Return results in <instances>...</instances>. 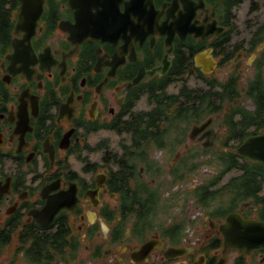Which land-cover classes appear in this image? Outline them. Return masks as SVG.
Masks as SVG:
<instances>
[{
    "label": "flooded vegetation",
    "instance_id": "1",
    "mask_svg": "<svg viewBox=\"0 0 264 264\" xmlns=\"http://www.w3.org/2000/svg\"><path fill=\"white\" fill-rule=\"evenodd\" d=\"M245 2L261 7L0 0V264H264V244L225 248L220 231L232 212L264 221V162L238 152L255 137L250 150L264 152V25L236 24ZM199 54L215 62L210 72ZM157 106L162 118L151 121ZM217 146L228 153L216 185L176 184L193 172L173 181L182 157H209ZM155 149L179 155L165 167ZM135 157L145 160L136 175L149 201L124 214L132 204L115 192L134 180H119V163ZM178 194L186 206L173 215L168 200Z\"/></svg>",
    "mask_w": 264,
    "mask_h": 264
},
{
    "label": "trees",
    "instance_id": "2",
    "mask_svg": "<svg viewBox=\"0 0 264 264\" xmlns=\"http://www.w3.org/2000/svg\"><path fill=\"white\" fill-rule=\"evenodd\" d=\"M260 25H264V22H262ZM158 106L156 107V109H153L150 113V120L153 121L155 117H159L161 116L162 118V114L158 111ZM206 108V107H205ZM205 108H203L201 105L198 107L197 111L199 113V115H204L206 113ZM194 112L196 110H193ZM168 115V119H169V115H171L169 120H174V116H175V110L172 109L171 112H167ZM142 116V115H139ZM193 114L192 112L189 113L188 117H192ZM203 147H192L189 148V151L193 152H200L202 151ZM206 150V149H205ZM209 151V150H206ZM212 152V154L215 156V161L214 162H208L207 164H212L214 166H216L217 170L215 172V174L213 175H208L207 177H204L206 180H202V182L200 183V186L202 187H208V186H214L217 184L218 180L221 179V176L223 175V173L226 171L227 165H226V157H223L225 154H227L228 152H225L223 146H217L214 149L210 150ZM230 156H231V162L233 164L234 167L239 168L240 166V159L238 157H236V154L229 152ZM199 157H182L179 160V163L181 162L182 164V172L180 174H178L174 180H176L177 178L179 180H182L185 178L186 173L187 172H193V173H197L198 172V168L200 166V164L202 163V161L200 162H196V160ZM156 162H158L156 160ZM119 164H125V169H123L122 167L119 168L118 170V175H119V180H124V182L126 181L125 179L129 180V177L132 176V179L134 180V183L132 184L133 186H129L128 182L126 183V190L124 191V193L122 192H117L116 188H114V191H116L115 193L118 194V198L119 201L123 202V203H129L132 204L130 206H126L124 207L121 211L125 213V211H131L130 208H132L133 210L139 212L141 210H143L144 208V203L148 202V197L147 194H144L142 191L139 190L138 186L139 183L141 182V179L138 178V176L136 175V171L137 168L140 164H145V160L144 157H135L131 160H126L124 162H120ZM171 170H175V168L171 169ZM123 174V177L121 178ZM123 184V183H122ZM173 184V183H172ZM198 191V189H190L188 190V192L190 193H196ZM212 193H217V190H212ZM160 195H157V199L155 200L156 202H158ZM153 197V196H152ZM176 196H173V198H175ZM152 200V199H151ZM171 202V201H170ZM175 203L180 206L181 211L183 212L185 210V206L186 203L181 205V202H176ZM157 204V203H156ZM156 205H153V203L150 204V208H154ZM156 209H159V205L156 207ZM186 217H182V227H185L186 224Z\"/></svg>",
    "mask_w": 264,
    "mask_h": 264
},
{
    "label": "water",
    "instance_id": "3",
    "mask_svg": "<svg viewBox=\"0 0 264 264\" xmlns=\"http://www.w3.org/2000/svg\"><path fill=\"white\" fill-rule=\"evenodd\" d=\"M263 44H260L258 49H260ZM254 57V54L250 57V60ZM196 64L201 65V68L204 72H210L214 66L215 62L212 59H209L205 54L196 55ZM156 72H162L160 67L153 68L149 71L150 75H153ZM138 77L136 81L139 79ZM206 121H203L201 124L194 125L191 129L190 135L194 136L198 133L204 126ZM258 137L252 138L244 142L238 147V152L244 154L249 160L252 161H261L264 162V157L259 150L251 149L254 148L252 145L255 143ZM208 148H212V145H205ZM187 146H182L180 151H184ZM249 149V150H248ZM179 153L176 154L174 159H177ZM86 198L93 200L95 195L90 193L85 194ZM220 231L224 236V245L227 247H236L240 251L249 252L252 248L264 244V221L256 219H248L242 217L236 212H232L227 215L225 221L220 224ZM147 248L151 246V241L145 244ZM185 252V248H179L178 254Z\"/></svg>",
    "mask_w": 264,
    "mask_h": 264
},
{
    "label": "rangeland",
    "instance_id": "4",
    "mask_svg": "<svg viewBox=\"0 0 264 264\" xmlns=\"http://www.w3.org/2000/svg\"><path fill=\"white\" fill-rule=\"evenodd\" d=\"M259 4L261 5L260 9H258L255 12H252V10L249 11L250 3L245 2V4L240 7L237 18H236V24L242 25V24H247V25H260L262 22H264V0H259ZM172 89V88H169ZM179 146H175V149H178ZM156 151H153L154 159L157 160L159 163H162L165 167L168 166L169 163L175 162V159L173 160V157L168 154L165 157H162L161 152L158 149H155ZM174 151H172L173 153ZM198 172L196 173L197 176L195 177L194 180H189L186 182H179L176 184L182 185V186H187V185H192L194 186L195 182L199 181L202 182V180H206L204 177H207L208 175H213L215 174L217 168L216 166L212 164H207L208 162H214L215 161V156L213 154H210L209 157H199L196 162H200ZM164 177V176H163ZM173 185V184H171ZM176 186V185H175ZM172 191V189L170 190ZM168 201L170 202L169 205V213L175 215L177 211L180 210V206L176 202H181L180 200V195H176L175 198L171 197ZM160 210V209H159ZM157 209V211H159ZM163 217L164 215L161 214ZM187 232V231H185Z\"/></svg>",
    "mask_w": 264,
    "mask_h": 264
}]
</instances>
